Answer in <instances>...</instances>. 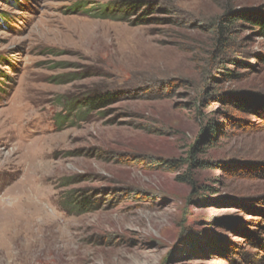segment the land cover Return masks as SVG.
<instances>
[{"label":"rangeland","instance_id":"obj_1","mask_svg":"<svg viewBox=\"0 0 264 264\" xmlns=\"http://www.w3.org/2000/svg\"><path fill=\"white\" fill-rule=\"evenodd\" d=\"M261 13L0 0V264H264Z\"/></svg>","mask_w":264,"mask_h":264},{"label":"trees","instance_id":"obj_2","mask_svg":"<svg viewBox=\"0 0 264 264\" xmlns=\"http://www.w3.org/2000/svg\"><path fill=\"white\" fill-rule=\"evenodd\" d=\"M243 18L246 19L250 23L251 22L252 23H257L258 26H259L260 32L264 35V14H262V13L261 14H256V15L248 14V15H246ZM226 20H228V22H230L232 20V18H226ZM219 26H218V29L223 28V26H220V27ZM220 31L222 32V29ZM108 100H109V98L107 97V95H102V96L97 95V96H92V97H87L86 98V102H89V103L90 102H95V101H97L98 103H103V102H107Z\"/></svg>","mask_w":264,"mask_h":264}]
</instances>
